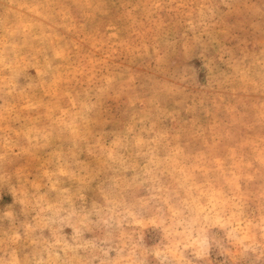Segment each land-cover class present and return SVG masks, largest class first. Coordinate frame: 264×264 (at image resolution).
I'll list each match as a JSON object with an SVG mask.
<instances>
[{"label":"rangeland","instance_id":"rangeland-1","mask_svg":"<svg viewBox=\"0 0 264 264\" xmlns=\"http://www.w3.org/2000/svg\"><path fill=\"white\" fill-rule=\"evenodd\" d=\"M0 264H264V0H0Z\"/></svg>","mask_w":264,"mask_h":264}]
</instances>
